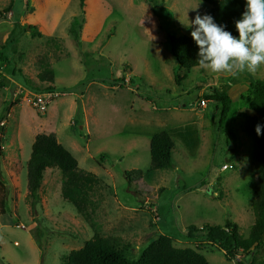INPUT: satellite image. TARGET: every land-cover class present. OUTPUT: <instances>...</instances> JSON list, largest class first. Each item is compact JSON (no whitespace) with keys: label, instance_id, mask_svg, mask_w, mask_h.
<instances>
[{"label":"rangeland","instance_id":"1","mask_svg":"<svg viewBox=\"0 0 264 264\" xmlns=\"http://www.w3.org/2000/svg\"><path fill=\"white\" fill-rule=\"evenodd\" d=\"M208 8L199 0H86L83 8L79 0H0V264H61L94 233L120 249L128 245V259L162 234L209 264L264 262V244L228 260L203 231L188 235L189 226L229 222L246 238L254 221L253 139L243 123L247 90L264 81V66L255 75L174 73L167 48L168 33L191 36L195 26L187 25ZM44 71L53 72L51 84L38 78ZM26 82L51 85L46 112L18 92V85L33 91ZM212 87L231 100L222 129L220 107L206 97ZM161 131L174 143L173 166L152 170L149 142ZM40 133L54 134L78 167L99 179L89 194L92 229L62 200L57 169L43 173L30 209L26 161Z\"/></svg>","mask_w":264,"mask_h":264},{"label":"trees","instance_id":"2","mask_svg":"<svg viewBox=\"0 0 264 264\" xmlns=\"http://www.w3.org/2000/svg\"><path fill=\"white\" fill-rule=\"evenodd\" d=\"M86 0H79L83 8ZM209 5L204 15H211L214 21L224 26L226 31L233 36H239L235 28V21L241 18L245 10L246 0H199ZM29 29H32L29 26ZM167 48L176 62V69L190 70L199 67L197 61L198 46L191 36H176L173 33L166 35ZM6 61L0 51V62ZM41 82H53V72L44 71L38 75ZM175 82H178L177 74H174ZM5 77L0 73V87L4 85ZM26 87L35 92L51 91V85L40 88L26 82ZM246 95L247 109L250 114L245 115L243 130L253 139L251 155V178L248 182L251 195V209L253 224L246 238L238 234V227L226 222L224 225H203L200 229L193 226L187 228L188 235L192 232L203 231L205 242L214 245L223 251L224 256L230 260L239 253L248 256L252 248L264 244L261 239L264 234V127L261 135H257V124L264 126V81L256 80L249 85ZM206 97L217 103L220 107L218 128L222 129L230 109L231 100L226 92L211 88ZM78 109V107H77ZM174 143L166 131L157 132L149 142V155L152 170H163L173 166L172 150ZM225 165V164H224ZM232 166V165H231ZM47 169L59 170L62 177L60 196L68 202L83 217L89 227L93 228L92 215L94 208L89 199V194L99 185V179L92 173L78 167L77 160L56 140L54 134H37L30 148L29 158L26 161V186L30 209L35 210L39 202L38 190L41 185L43 173ZM132 173L141 174L140 170H132ZM4 185L0 182V206L4 200ZM120 242H118V245ZM113 246L94 233L92 238L84 243L78 250H72L64 258L61 264H209L206 258L191 248H177L173 240L165 235H158L151 239L143 248L137 259H128L124 256L123 249ZM259 264H264L261 262Z\"/></svg>","mask_w":264,"mask_h":264},{"label":"clouds","instance_id":"3","mask_svg":"<svg viewBox=\"0 0 264 264\" xmlns=\"http://www.w3.org/2000/svg\"><path fill=\"white\" fill-rule=\"evenodd\" d=\"M194 27L191 37L198 46V65L217 74L255 75L264 66V0H246L241 18L235 21L238 38L218 25L211 15H196L187 26ZM260 124L256 125L261 135Z\"/></svg>","mask_w":264,"mask_h":264},{"label":"built area","instance_id":"4","mask_svg":"<svg viewBox=\"0 0 264 264\" xmlns=\"http://www.w3.org/2000/svg\"><path fill=\"white\" fill-rule=\"evenodd\" d=\"M10 81L13 82L12 80ZM17 88H18V92L25 93L29 96L31 100V104L33 105L35 110L39 113L46 112L48 105L50 103V100H52L54 96V93H52L51 91H44V92L28 91V90L23 89L21 85H18ZM205 103H206L205 100H201L199 102V105L201 107H204ZM1 124H4V123H1ZM231 168H232L231 165H223L221 167L222 170H227Z\"/></svg>","mask_w":264,"mask_h":264},{"label":"water","instance_id":"5","mask_svg":"<svg viewBox=\"0 0 264 264\" xmlns=\"http://www.w3.org/2000/svg\"><path fill=\"white\" fill-rule=\"evenodd\" d=\"M28 29V28H27ZM261 239L264 240V234H262Z\"/></svg>","mask_w":264,"mask_h":264}]
</instances>
